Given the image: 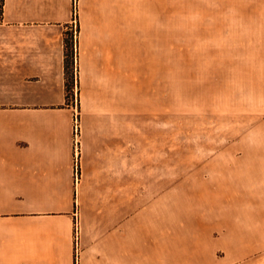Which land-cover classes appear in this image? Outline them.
<instances>
[{"label": "crops", "instance_id": "1", "mask_svg": "<svg viewBox=\"0 0 264 264\" xmlns=\"http://www.w3.org/2000/svg\"><path fill=\"white\" fill-rule=\"evenodd\" d=\"M139 2L134 17L129 0L5 1L0 24V264H264V251L194 248L210 241L194 239L191 211L184 214L189 229L185 247H178L182 215L170 135L168 145L160 131L149 140L144 123H135V117L145 115V84L152 92V85L162 83L163 63L169 67L176 51V23L165 11L158 13L152 33L158 42L155 59V49L146 53L143 38L150 10ZM76 5L78 183L65 44L72 36ZM216 28L218 41L226 46L222 50L233 52L239 66L248 69L250 97L262 101L264 111V0H217ZM76 208L81 228L77 259ZM207 219L204 235L217 228ZM217 242L241 241L223 236Z\"/></svg>", "mask_w": 264, "mask_h": 264}, {"label": "rangeland", "instance_id": "2", "mask_svg": "<svg viewBox=\"0 0 264 264\" xmlns=\"http://www.w3.org/2000/svg\"><path fill=\"white\" fill-rule=\"evenodd\" d=\"M142 5L146 12L150 10L149 23L144 26L145 50L148 53L150 48L155 49L152 54L155 59L158 42L152 33L158 13L165 11L167 18L175 17L176 23V51L171 55L169 67L163 63L162 83L152 85V92L145 84V99H141L145 115L135 117V123H144L149 140L160 131L161 140L168 145L170 135L177 174L178 215H182L178 218V247H185L184 236L189 229H185L184 214L191 211L194 239L210 241L194 244V248L222 251L225 250L222 247L227 250L230 247L263 252L264 111L259 106L262 101L250 97L248 69L240 67L234 53L222 50L226 46L218 41L217 0H143ZM129 7L136 17L139 0H129ZM77 18L76 5L72 36L65 40L66 74L67 100L74 112L79 113L81 124L76 78L80 30ZM174 165L171 163V167ZM79 175L80 181V163ZM76 214L80 224L78 208L74 211V222ZM206 215L217 227L207 236ZM223 236L241 242H217V237Z\"/></svg>", "mask_w": 264, "mask_h": 264}, {"label": "built area", "instance_id": "3", "mask_svg": "<svg viewBox=\"0 0 264 264\" xmlns=\"http://www.w3.org/2000/svg\"><path fill=\"white\" fill-rule=\"evenodd\" d=\"M73 132H74V158H75V181L76 183L79 182V163H80V154H81V124H80V119H79V113L74 112V127H73ZM75 251H76V259H77V253L79 252V230H80V224L79 220L76 214L75 217Z\"/></svg>", "mask_w": 264, "mask_h": 264}, {"label": "trees", "instance_id": "4", "mask_svg": "<svg viewBox=\"0 0 264 264\" xmlns=\"http://www.w3.org/2000/svg\"><path fill=\"white\" fill-rule=\"evenodd\" d=\"M5 1L6 0H0V24L4 21V9H5ZM67 61H66V69H67Z\"/></svg>", "mask_w": 264, "mask_h": 264}]
</instances>
